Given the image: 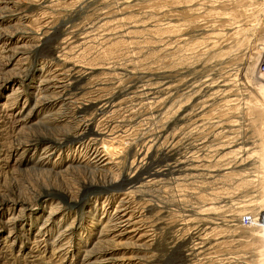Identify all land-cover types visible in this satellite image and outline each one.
Listing matches in <instances>:
<instances>
[{
	"label": "rangeland",
	"instance_id": "rangeland-1",
	"mask_svg": "<svg viewBox=\"0 0 264 264\" xmlns=\"http://www.w3.org/2000/svg\"><path fill=\"white\" fill-rule=\"evenodd\" d=\"M263 52L264 0H0V264H264Z\"/></svg>",
	"mask_w": 264,
	"mask_h": 264
},
{
	"label": "bare ground",
	"instance_id": "bare-ground-1",
	"mask_svg": "<svg viewBox=\"0 0 264 264\" xmlns=\"http://www.w3.org/2000/svg\"><path fill=\"white\" fill-rule=\"evenodd\" d=\"M259 75H260V77H264V74L263 73H260L259 72ZM125 187V186H124ZM124 204V203H123ZM126 207V206H125ZM124 208V207H123ZM127 209L128 208H124L123 210H122V214H115L114 215V217H115V221H116V223L114 224V227H118V226H121V227H126L127 225H129V224H131V222H132V218L130 217V215L128 216V217H126L127 216Z\"/></svg>",
	"mask_w": 264,
	"mask_h": 264
},
{
	"label": "built area",
	"instance_id": "built-area-1",
	"mask_svg": "<svg viewBox=\"0 0 264 264\" xmlns=\"http://www.w3.org/2000/svg\"><path fill=\"white\" fill-rule=\"evenodd\" d=\"M258 72L263 73L264 74V52L261 56V62L259 63L258 66ZM246 222H249V216L244 218Z\"/></svg>",
	"mask_w": 264,
	"mask_h": 264
}]
</instances>
